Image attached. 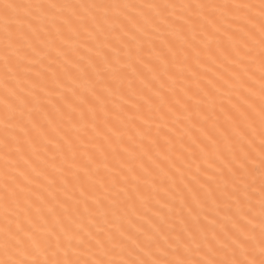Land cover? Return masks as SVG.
<instances>
[{
  "label": "snow or ice",
  "instance_id": "1",
  "mask_svg": "<svg viewBox=\"0 0 264 264\" xmlns=\"http://www.w3.org/2000/svg\"><path fill=\"white\" fill-rule=\"evenodd\" d=\"M0 264H264V0H0Z\"/></svg>",
  "mask_w": 264,
  "mask_h": 264
}]
</instances>
